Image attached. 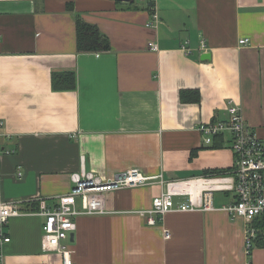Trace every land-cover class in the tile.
I'll use <instances>...</instances> for the list:
<instances>
[{"label": "crops", "instance_id": "0c3cea01", "mask_svg": "<svg viewBox=\"0 0 264 264\" xmlns=\"http://www.w3.org/2000/svg\"><path fill=\"white\" fill-rule=\"evenodd\" d=\"M76 15L109 51H78ZM55 73H74L76 88L55 90ZM230 101L264 141V0H0L2 196L24 210L40 198L53 207L83 166L105 179L138 169L181 181L198 199L234 168L232 135L206 144L200 131L227 121ZM163 189L156 180L107 193V214L77 218L67 259L43 251L39 209L13 217L5 264H264V247L247 254L245 222L221 209L233 191L214 190L215 210L149 226L140 213Z\"/></svg>", "mask_w": 264, "mask_h": 264}, {"label": "built area", "instance_id": "2783aa9c", "mask_svg": "<svg viewBox=\"0 0 264 264\" xmlns=\"http://www.w3.org/2000/svg\"><path fill=\"white\" fill-rule=\"evenodd\" d=\"M154 19L158 20L155 13ZM247 42V39L240 40V44ZM149 47L154 51L159 50L155 42H150ZM201 48H206L204 42ZM182 50L192 52L185 46ZM228 113L227 121H216L200 126L206 144H212L214 138L220 134L232 135L231 149L235 160L234 168L228 177L217 178L211 182L213 184H207L208 187L199 193L198 199H195L181 181L165 182L162 176L150 177L138 169H132L113 179H105L93 171H87L83 166L81 171L70 175V191L56 197L57 202L53 207H50L44 198L37 200L38 215L44 217L43 251L59 253L67 259L70 254L68 241L77 229L78 217L107 214L106 194L109 192L147 186L159 180L164 186L163 191L153 199L152 207L148 211L140 213L149 226L158 225L159 221L173 211L215 210L214 190L220 188L233 191L235 200L223 205L221 209L232 219H242L245 222L246 250L250 257L254 249V240L258 235V230L253 227V221L264 216V141L246 123L240 106L230 101ZM4 152L12 155L16 150ZM16 175L21 178L23 172L18 169ZM2 178L0 164V264H5L6 247L12 241L8 232L10 219L32 211L22 209L21 202H8L3 199ZM186 196L189 197L187 202L177 201V198Z\"/></svg>", "mask_w": 264, "mask_h": 264}, {"label": "trees", "instance_id": "16d2710c", "mask_svg": "<svg viewBox=\"0 0 264 264\" xmlns=\"http://www.w3.org/2000/svg\"><path fill=\"white\" fill-rule=\"evenodd\" d=\"M70 9L72 8L70 7ZM76 22L79 52L90 53L110 50L109 40L100 32L97 27L82 21L79 15H76ZM53 87L55 90H74L76 88V75L74 73H55L53 75ZM185 96V93L182 94V100H184L185 102L188 101L197 103L201 100L199 94L193 96L191 100H187ZM217 140L218 139L216 138L215 141ZM38 209L39 207L37 209L33 207L31 209H28L27 211H37ZM253 227L258 230V235L254 240V248L264 247V216L254 219Z\"/></svg>", "mask_w": 264, "mask_h": 264}, {"label": "water", "instance_id": "95a60500", "mask_svg": "<svg viewBox=\"0 0 264 264\" xmlns=\"http://www.w3.org/2000/svg\"><path fill=\"white\" fill-rule=\"evenodd\" d=\"M120 1H130V0H120ZM204 58H210V56H205ZM74 233L71 235L70 240L71 242H74Z\"/></svg>", "mask_w": 264, "mask_h": 264}]
</instances>
